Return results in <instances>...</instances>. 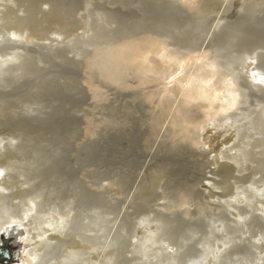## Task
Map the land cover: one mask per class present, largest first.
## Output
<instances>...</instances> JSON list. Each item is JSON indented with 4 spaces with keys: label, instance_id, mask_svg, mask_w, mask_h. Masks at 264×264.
<instances>
[{
    "label": "rangeland",
    "instance_id": "374dc122",
    "mask_svg": "<svg viewBox=\"0 0 264 264\" xmlns=\"http://www.w3.org/2000/svg\"><path fill=\"white\" fill-rule=\"evenodd\" d=\"M24 1L19 7L16 3L15 15L30 17L27 32L37 37L34 44L21 45L29 51L20 60L21 66L11 64L0 73V95L5 97L0 103L4 107L0 141L17 145L11 162L18 169L32 170V185H38L43 170L46 213L69 214L84 222L83 226L71 225L69 235H94L90 248L77 254L79 261L71 257L73 264L94 263L90 255L95 256L107 244L110 226L141 173L143 178L123 219L125 226L120 227L116 242L107 244L108 251H129L130 235L141 229L167 230L203 243L210 227L224 223L227 211L260 215L264 204V85L253 83L250 69L240 77L243 92L250 95L237 100L231 94L226 109L213 114L207 106L209 100L186 101L176 82L179 72L147 78L134 67L119 75L124 77L122 83L108 78L110 67L100 68L105 43L114 33L125 35L143 28L166 33L167 28L184 25L181 21L171 24L172 13L161 10L164 4L159 0ZM177 1L184 8L192 7ZM214 1L205 23L198 27L202 33L195 29L196 22L182 26L188 31L187 44L200 42L213 19ZM0 2L6 5V1ZM6 28L1 26L0 38L7 36ZM143 36L129 42L137 48ZM185 42L181 47L189 46ZM12 52L0 44V60L10 59ZM247 62L242 66L253 65ZM26 106L34 112L13 116L14 111L24 113ZM213 121L215 139L202 141L199 127L206 129ZM199 140L202 143L196 142ZM218 153L219 165L211 160ZM214 163V172L208 173ZM210 177L214 179L211 190L200 192ZM237 200L241 202L236 204ZM183 220L197 224L183 228L179 226ZM202 228L204 232H199ZM263 236L251 241L258 238L264 243ZM260 252L257 250V257L264 249ZM201 258L195 254L188 264H198ZM132 259L142 262L140 256Z\"/></svg>",
    "mask_w": 264,
    "mask_h": 264
},
{
    "label": "bare ground",
    "instance_id": "6f19581e",
    "mask_svg": "<svg viewBox=\"0 0 264 264\" xmlns=\"http://www.w3.org/2000/svg\"><path fill=\"white\" fill-rule=\"evenodd\" d=\"M0 1H6V5L3 2L0 4V28L7 27V36L0 38V44H5V49L13 50L10 59L0 60V73H2L3 69L8 70L7 66L15 63L19 66L23 62L20 60H25L24 57L29 51L25 52L21 45L25 42L33 43L37 34L27 32L31 30L28 25L30 17L15 15L19 9V3L25 2L24 0ZM159 1L161 5L164 4L161 10L172 13L171 24L176 21H181L184 25L196 22L195 29L202 33L198 27L205 23L211 0H183L192 6L190 8L182 7L177 0ZM7 2L15 3L9 5ZM214 2L215 8L211 12L214 14L213 19L208 28L203 30L202 38L201 35L198 36L200 42L197 46H191L189 44L191 40H188V44L186 43L189 36H186L188 31H184V25L167 28L166 33L149 28L135 32L132 30L125 35L114 33L110 38L107 37L109 42L104 39L107 46L100 68L105 70L110 67L108 78L114 82L122 81V83L124 77L120 78L119 75L134 67L147 78L179 72L176 82L186 101L209 100L207 106L213 114L226 109V103L229 102L231 94L237 100L247 98L250 94L243 92L240 80L244 70L250 69L251 72L264 76V0H216ZM47 10L50 9L47 7ZM195 31L194 33L197 34L198 31ZM140 35L144 36L140 39L138 47L134 48L129 40L139 38ZM196 40L194 39V44ZM183 41H186L185 43L189 46L181 47ZM253 56L256 60L254 65H247L249 68H246L245 64L242 66V63ZM235 61L240 64L238 65ZM161 65L164 66L162 71ZM209 77H212L210 83ZM4 98L0 97V103ZM2 109L4 107L0 108V112ZM25 109L27 110H23L24 113L14 111L13 116L19 117L22 114L28 116L29 112H34L32 107L26 106ZM214 121L206 129L199 127L202 129L200 135L202 141L215 139L217 129ZM196 142L202 143L200 140ZM14 150H17L15 143L0 141V243L3 239L8 240L10 252V261L0 264H53V261H55L54 264H73V257L74 261H79L76 260L79 258L77 254L81 250L90 248L94 235H69V227L79 222L72 219L69 214L60 216L46 213V190L44 191L46 185L44 186L43 170L39 171L38 185H32L33 174L30 173L32 170L29 167L18 169V166L12 164L11 154ZM222 151L220 154H223ZM220 154L218 153L219 157L214 155L211 160L222 164ZM32 165L33 162L29 166L32 168ZM213 165L208 173L214 172L216 163ZM142 175L144 173L136 178L138 185L143 178ZM212 179L207 178L208 183L202 185L200 192L208 193L211 190ZM136 187L129 194L120 213L110 226L109 237L105 241L108 245L115 243L117 240L115 238L120 234V227L124 223L123 219L130 208ZM19 198L21 200L15 203L14 201ZM240 202L235 201L236 204ZM259 212V216L251 215V213L241 216L243 214L240 212L233 214L227 211L224 223L219 222L220 224L215 228L210 227L208 236H203L205 237L203 243H193L195 241L192 242L184 234L168 233L167 230L156 233L157 231L141 229L136 232L137 234L130 235L129 251L126 249L116 252L108 251L106 249L108 245L105 244L95 256L90 255V261L94 259L93 264H137L134 263L132 256H140L142 260L140 264H188L195 254H199L202 258L198 264H234L236 261L239 262H236L238 264H256V260L258 264H264V252H262L264 243L258 238L254 243L251 241L258 235H264V204ZM2 214H4L3 218ZM230 215L236 219L234 217L230 219ZM238 216L241 218L237 219ZM83 223L80 222L78 225L83 226ZM179 223V226L183 228L195 227L197 224L186 220ZM93 224L100 225L96 222ZM196 230L197 228L192 232ZM199 232H204V229L202 228ZM218 241L219 245L216 244ZM25 242L28 243L27 246ZM208 243L211 244L210 247H202L203 244L207 246ZM259 249L262 253L260 252L261 254L257 257L256 252ZM236 255L239 257L236 258Z\"/></svg>",
    "mask_w": 264,
    "mask_h": 264
},
{
    "label": "clouds",
    "instance_id": "9594fccd",
    "mask_svg": "<svg viewBox=\"0 0 264 264\" xmlns=\"http://www.w3.org/2000/svg\"><path fill=\"white\" fill-rule=\"evenodd\" d=\"M248 62L254 65L256 63L255 56L249 59ZM250 75L253 83L264 85V76L259 75L257 72H251ZM235 105H236V99H233L231 107L234 108ZM144 222H145L144 220H141L140 223L143 225Z\"/></svg>",
    "mask_w": 264,
    "mask_h": 264
},
{
    "label": "water",
    "instance_id": "95a60500",
    "mask_svg": "<svg viewBox=\"0 0 264 264\" xmlns=\"http://www.w3.org/2000/svg\"><path fill=\"white\" fill-rule=\"evenodd\" d=\"M10 261L9 243L3 239L0 243V263Z\"/></svg>",
    "mask_w": 264,
    "mask_h": 264
},
{
    "label": "snow or ice",
    "instance_id": "6c2138e0",
    "mask_svg": "<svg viewBox=\"0 0 264 264\" xmlns=\"http://www.w3.org/2000/svg\"><path fill=\"white\" fill-rule=\"evenodd\" d=\"M206 183H208V181H206Z\"/></svg>",
    "mask_w": 264,
    "mask_h": 264
}]
</instances>
